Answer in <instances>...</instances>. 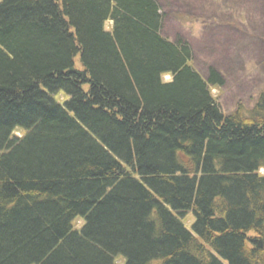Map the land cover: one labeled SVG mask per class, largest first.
<instances>
[{"label":"trees","instance_id":"obj_1","mask_svg":"<svg viewBox=\"0 0 264 264\" xmlns=\"http://www.w3.org/2000/svg\"><path fill=\"white\" fill-rule=\"evenodd\" d=\"M162 19L0 0V264H264V92L225 113Z\"/></svg>","mask_w":264,"mask_h":264},{"label":"rangeland","instance_id":"obj_2","mask_svg":"<svg viewBox=\"0 0 264 264\" xmlns=\"http://www.w3.org/2000/svg\"><path fill=\"white\" fill-rule=\"evenodd\" d=\"M161 34L171 42L188 43L192 66L205 78L209 70L223 77L211 88L222 110L230 114L238 105L250 109L264 92V0H157ZM107 31L111 23L105 25ZM75 68L82 70L80 56ZM169 76L164 81H170ZM264 175V171H261ZM190 213L184 224L191 230ZM83 224L77 221V228Z\"/></svg>","mask_w":264,"mask_h":264}]
</instances>
